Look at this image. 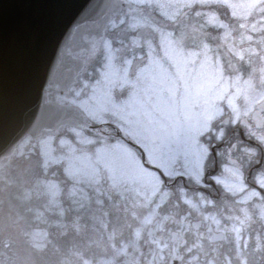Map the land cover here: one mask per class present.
<instances>
[{"label": "rangeland", "instance_id": "obj_1", "mask_svg": "<svg viewBox=\"0 0 264 264\" xmlns=\"http://www.w3.org/2000/svg\"><path fill=\"white\" fill-rule=\"evenodd\" d=\"M210 4L224 6V19ZM263 10L264 0H112L101 16L74 24L61 49L73 67L55 70L56 79L51 76L43 89L44 102L67 104L90 123H112L170 177L196 176L206 151L200 136L210 121L224 105L248 107L263 93ZM141 28L147 30L139 37ZM249 57L253 62L244 63ZM96 138L73 121L22 137L0 161V196L6 184H28L23 193L9 185L11 200L27 214L37 207L29 185L36 180L56 203L61 186L35 175L50 167L70 179L66 193L77 204L89 199L92 188L127 193L136 204L158 195L160 176L132 147ZM0 220L1 229V207Z\"/></svg>", "mask_w": 264, "mask_h": 264}, {"label": "flooded vegetation", "instance_id": "obj_2", "mask_svg": "<svg viewBox=\"0 0 264 264\" xmlns=\"http://www.w3.org/2000/svg\"><path fill=\"white\" fill-rule=\"evenodd\" d=\"M72 67L62 56L56 72ZM259 88L262 95L248 107L227 106L210 121L200 136L202 171L170 183L140 222L108 246H88L87 230H74L76 239L65 242L57 261V239L72 229V216L62 209L69 199L57 198L59 207L36 203L25 215L0 196V264H264V86ZM32 185L42 194L41 183Z\"/></svg>", "mask_w": 264, "mask_h": 264}, {"label": "water", "instance_id": "obj_3", "mask_svg": "<svg viewBox=\"0 0 264 264\" xmlns=\"http://www.w3.org/2000/svg\"><path fill=\"white\" fill-rule=\"evenodd\" d=\"M111 1L0 0V156L26 133L81 119L65 105L44 102L43 89L74 24L101 16Z\"/></svg>", "mask_w": 264, "mask_h": 264}, {"label": "trees", "instance_id": "obj_4", "mask_svg": "<svg viewBox=\"0 0 264 264\" xmlns=\"http://www.w3.org/2000/svg\"><path fill=\"white\" fill-rule=\"evenodd\" d=\"M210 8L215 10L219 16L225 17L226 9L224 6L220 8V6L215 7L213 4H210ZM250 61L253 62V59L250 58L249 61L246 59L244 63L247 64ZM242 73L244 72L242 71ZM99 138H96L94 142H99ZM94 142H91L88 147H93ZM89 193L92 195L84 211L88 224V246L97 237H100L105 244L113 235L120 234L121 229L125 228V225L133 222L132 220L137 217L139 214L138 208L142 206L134 203L131 196L127 195V193L124 195L119 194L113 188H110L108 191L104 190L101 194H98L92 188Z\"/></svg>", "mask_w": 264, "mask_h": 264}]
</instances>
